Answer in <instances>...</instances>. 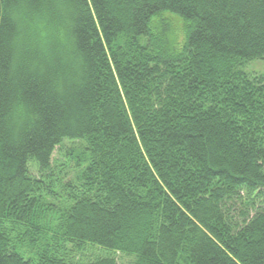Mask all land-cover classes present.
Wrapping results in <instances>:
<instances>
[{
    "label": "trees",
    "instance_id": "1",
    "mask_svg": "<svg viewBox=\"0 0 264 264\" xmlns=\"http://www.w3.org/2000/svg\"><path fill=\"white\" fill-rule=\"evenodd\" d=\"M256 60L264 0H0V264H264Z\"/></svg>",
    "mask_w": 264,
    "mask_h": 264
},
{
    "label": "rangeland",
    "instance_id": "2",
    "mask_svg": "<svg viewBox=\"0 0 264 264\" xmlns=\"http://www.w3.org/2000/svg\"><path fill=\"white\" fill-rule=\"evenodd\" d=\"M174 23L180 34L182 30L181 27L182 22L179 19H176ZM243 70L251 78H264V61L256 60L250 63H246ZM76 147L80 148V144L78 143L70 144L67 141H65L63 143L61 150L57 148V150L54 152L52 156L53 161L54 162L56 161L57 164H59V162L66 164L67 159L63 156V153L65 152V150H69L71 148H76ZM72 170H73V164H71V167L69 168V171Z\"/></svg>",
    "mask_w": 264,
    "mask_h": 264
},
{
    "label": "snow or ice",
    "instance_id": "3",
    "mask_svg": "<svg viewBox=\"0 0 264 264\" xmlns=\"http://www.w3.org/2000/svg\"><path fill=\"white\" fill-rule=\"evenodd\" d=\"M88 3H92V0H87Z\"/></svg>",
    "mask_w": 264,
    "mask_h": 264
}]
</instances>
